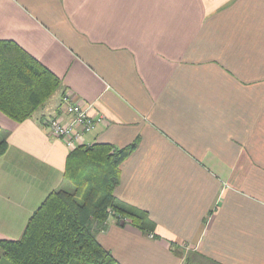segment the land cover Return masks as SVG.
I'll return each instance as SVG.
<instances>
[{"label":"crops","instance_id":"1","mask_svg":"<svg viewBox=\"0 0 264 264\" xmlns=\"http://www.w3.org/2000/svg\"><path fill=\"white\" fill-rule=\"evenodd\" d=\"M0 40L61 82L23 122L0 112V239L74 190L47 129L67 95L96 120L81 146L138 139L115 196L153 229L97 234L121 264H264V0H0Z\"/></svg>","mask_w":264,"mask_h":264},{"label":"trees","instance_id":"2","mask_svg":"<svg viewBox=\"0 0 264 264\" xmlns=\"http://www.w3.org/2000/svg\"><path fill=\"white\" fill-rule=\"evenodd\" d=\"M60 79L11 40H0V112L16 123L30 118L60 87ZM50 121V120H49ZM49 124V122H48ZM0 129V157L7 150ZM111 144L79 146L67 158L73 192L52 191L17 240L0 239V264H121L97 239L108 220L142 233L148 214L115 196L121 163L136 149Z\"/></svg>","mask_w":264,"mask_h":264},{"label":"built area","instance_id":"3","mask_svg":"<svg viewBox=\"0 0 264 264\" xmlns=\"http://www.w3.org/2000/svg\"><path fill=\"white\" fill-rule=\"evenodd\" d=\"M63 102L68 119L55 117L49 121L47 129L53 137L62 140L68 150L73 151L82 145L84 135L93 129L96 120L88 115L87 109L81 104L73 103L69 96L66 95Z\"/></svg>","mask_w":264,"mask_h":264}]
</instances>
